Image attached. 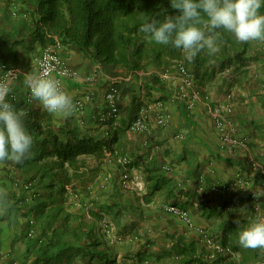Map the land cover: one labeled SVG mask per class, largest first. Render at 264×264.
<instances>
[{
	"label": "crops",
	"instance_id": "0c3cea01",
	"mask_svg": "<svg viewBox=\"0 0 264 264\" xmlns=\"http://www.w3.org/2000/svg\"><path fill=\"white\" fill-rule=\"evenodd\" d=\"M10 2L13 4L12 0H8V6ZM1 14L3 15L4 11L0 10ZM16 26L28 35V31L24 30L19 21L12 27V30L18 32ZM4 29L5 26L0 18V32ZM0 41L2 44L3 39ZM32 46L40 52L39 45L34 43ZM63 49L68 51V53L65 51L68 54L67 58H70L71 64L78 70L81 77L78 80L66 81L64 90L73 97L74 103L79 100L84 103L82 110L79 112L74 110L68 116L52 114L45 111L33 98L27 110L30 112L36 110L41 121L44 124H51L56 132L65 126L68 130L77 126L81 136L93 137L95 140L111 142L114 135L117 136L111 150H105L101 160L94 155L79 156L81 171H84L91 181L88 183L91 192L88 196L80 193L83 191L81 182L75 181L80 189H76L75 193H80L79 195L83 198L82 206L73 205L72 210L83 213L85 209L91 210L95 205L99 207L114 203L118 206L123 205L122 210L105 214L101 222L109 224L106 227L107 233L114 232L123 237L127 245L123 246L125 248L123 254L126 257L124 263L153 264L149 261L139 262L137 254L147 252V255H158L168 251L173 247L174 241L171 239V242H168L167 234L169 237L173 235L176 238L186 237L185 241L194 239L198 246L203 248L202 237L166 210V207L170 205L179 207L185 205L183 209L190 213L193 222L199 228L212 233L217 231L220 234L224 224L230 222L234 226L236 234L232 236V245L240 249L232 256L225 257L221 264H264V248H244L238 241L240 228L247 226L253 220L264 219V210L261 207L264 196L257 198L254 194L255 192L264 193V182H254L257 175L264 177V48L260 49L263 53L262 60L250 65L246 76L231 82V86H229L230 83H225L229 74L222 76L224 75L222 73L219 75L220 78L217 75L213 82L205 86H199L194 81L197 97L193 98L192 109L188 108L189 101L177 98L182 85L180 78L173 89L168 88L171 83H167L165 90L161 91L158 88L152 90L146 87L143 77L135 79L131 73L121 68H117L115 76L109 75L105 66L99 61L70 48ZM2 52L6 53L3 45H0V54ZM10 54L8 58L13 56L16 61V66L12 67L19 68L25 75L33 74L32 61L27 60L29 56L22 53L17 57L16 50L11 51ZM1 61L0 66L10 65L6 62L5 56ZM148 71L152 72V70ZM144 74V71L138 73L139 76ZM94 76L96 79L92 80ZM107 76L122 78L119 83L120 121L114 128L100 122V117L106 110ZM25 78L22 75L12 82L9 95L18 90L16 87L19 84L24 85ZM24 87L26 88V85ZM26 89L29 92L28 88ZM90 93L91 99L88 100L87 96ZM228 95L232 96L234 104L232 115L234 132L230 136V141L223 142L213 126L205 96H211L213 102H223ZM29 96H31L30 92ZM159 101L164 103L167 115L170 117V125L167 127L156 124L158 113L155 112L154 107ZM134 108H137L136 113L132 112ZM142 108L150 109L149 119L152 130L149 134L133 132L129 129L131 122ZM107 131L110 137L105 136ZM124 155L131 156L132 165L144 183L145 191L142 196L133 191L126 192L119 185L122 170L117 160ZM3 166L4 164L0 163L1 174L4 171ZM155 166L161 169L162 174L151 172ZM94 168H99L95 174ZM72 172V170L69 171L70 174ZM161 175L167 179L168 183L154 192L150 196L151 201L147 202L146 195L156 182V177ZM4 182L5 186L0 185V195L12 192L13 189L12 183L7 178ZM116 182L120 187L119 193H117ZM235 182H241V185L231 194L215 195L211 192L213 186ZM200 186L204 188L203 193L198 192ZM1 206L4 207L2 204ZM216 208L218 210L224 208L223 215L208 217L207 212ZM2 210L0 218L10 214L7 210ZM10 216L14 220V214ZM237 218L241 221L240 227L234 222ZM10 219L0 221V242L6 243V239L12 234L4 232L6 223L13 224V220ZM151 226L154 228L153 232H157L154 237L158 236L160 240L156 241L155 238L152 240L154 245H145V241L140 240L138 234L146 228L152 231ZM118 243L120 242H116ZM122 252L119 253V257L122 256ZM258 253H260L259 257ZM154 264L160 263L154 262Z\"/></svg>",
	"mask_w": 264,
	"mask_h": 264
},
{
	"label": "trees",
	"instance_id": "16d2710c",
	"mask_svg": "<svg viewBox=\"0 0 264 264\" xmlns=\"http://www.w3.org/2000/svg\"><path fill=\"white\" fill-rule=\"evenodd\" d=\"M20 1L22 11L29 14L32 24L27 25L23 18L19 20V24L28 31L32 45L36 43L43 48L59 42L63 48H70L99 61L109 75L115 76L117 68H121L131 73L135 79L143 77L146 87L152 90L155 88L165 90L166 84L156 73H148L151 67L166 68L172 62H181L199 86L213 82L218 73L233 67L225 81L231 86V82L246 76L250 65L263 58V53L256 51L251 41L239 42L231 33L223 30H220L217 41L218 51L209 54L205 49L192 61L186 59L183 50L145 39L139 28L147 18L163 21L167 15L177 13L178 10L171 7L170 0ZM3 31L0 32V39H3L0 45L7 46L16 31L12 30L13 34ZM18 33L25 32L19 30ZM15 45L11 46L9 52L14 51ZM62 55L64 56L63 53ZM140 71H144L145 74L139 76L137 72ZM24 85L19 84L16 87L18 90L8 95V99L17 109L25 112L26 126L34 137V144L31 156L23 163L12 160L3 163L4 171L0 174V182L5 184V178L14 182L17 170L25 185L19 194L12 191L9 195H0L1 204L10 213L1 217L0 221L10 219L12 214L16 220L20 212L24 217L21 233L17 238L25 246L21 254L24 258L22 264H74L77 259L89 264H115L100 223L105 214L122 210L123 205L118 206L115 203L102 205L101 212L91 209L88 213L91 220L86 221L85 212L77 213L67 208L70 195L67 186L74 187L75 181L78 180L83 187L81 193L85 196L90 195L88 183L91 181L84 171H81L79 156L94 155L101 160L105 150L110 151L116 142V134L111 142H106L81 136L77 126L71 130L65 126L56 132L51 124H44L41 121L36 110L31 112L27 110L30 105L29 92ZM136 109L134 108L132 112L136 113ZM70 170L73 171L72 174H69ZM97 170L99 168L93 169L94 174ZM151 172L162 174L161 169L156 166ZM156 178V182L145 197L147 202L151 201L150 196L154 192L168 183L163 175ZM254 182L262 183L264 177L257 175ZM117 184L116 182L119 193L120 187ZM261 207L264 210V199ZM181 208H185V205ZM223 209L209 211L207 216L210 218L222 216ZM75 221L77 225H73ZM222 228L219 239L224 247L230 248L231 253L228 255L216 254L211 259L207 258L209 252L204 247H199L196 240L185 241L186 237L176 238L173 235L170 236L174 241L170 250L158 255L139 252L138 261L154 260L160 263L171 257L175 261L173 264H221L225 257L232 256L240 249L232 245V236L236 234L234 226L228 222ZM14 252L13 246L7 254H0V264H14L16 262ZM257 256L259 257L260 253Z\"/></svg>",
	"mask_w": 264,
	"mask_h": 264
},
{
	"label": "clouds",
	"instance_id": "9594fccd",
	"mask_svg": "<svg viewBox=\"0 0 264 264\" xmlns=\"http://www.w3.org/2000/svg\"><path fill=\"white\" fill-rule=\"evenodd\" d=\"M178 10L163 21L147 18L139 31L145 39L183 50L186 59L207 49L218 51L220 30L231 33L239 42L264 41V0H170ZM31 97L48 113L71 115L73 97L61 82L42 71L29 74L24 80ZM9 82L0 80V163L9 160L23 163L31 156L34 137L25 122V112L8 99ZM257 198L264 193H254ZM241 225L237 218L234 221ZM238 241L244 248H264V219L251 221L240 228Z\"/></svg>",
	"mask_w": 264,
	"mask_h": 264
},
{
	"label": "built area",
	"instance_id": "2783aa9c",
	"mask_svg": "<svg viewBox=\"0 0 264 264\" xmlns=\"http://www.w3.org/2000/svg\"><path fill=\"white\" fill-rule=\"evenodd\" d=\"M13 1V6H14ZM62 45L58 42L56 45H48L46 47L40 48V52L37 56L32 59L33 74H39L42 71H47V74L53 76L59 80L64 88L65 82L68 80H78L80 79V74L77 69L71 64L70 58L64 57L61 53ZM173 69L178 73L181 80L180 94L178 99L187 100L188 108L192 109L194 107V99L197 94L194 90V78L186 69V67L181 62H176L175 65L170 69L164 68L163 71L154 72L161 79H169L172 77ZM141 72V71H140ZM137 72V73H140ZM152 72V73H153ZM27 76L19 68H11L7 64H2L0 66V80H6L9 82V87H11L12 82L19 79L20 76ZM96 77L92 80H95ZM120 77L107 76L106 80L108 82V90L105 96L106 110L100 117V122L109 124L110 128L118 126L120 121V109L119 101L121 97L119 83L121 82ZM91 93L87 96L88 100L91 99ZM93 96V95H92ZM32 101V97L29 96V102ZM206 107L208 113L213 121V126L219 133L221 140L227 142L231 140V134L234 132V126L232 121V115L234 112V104L232 102V96L228 95L223 102L215 103L209 96H205ZM75 110L77 112L81 111L84 103L82 101H77L75 103ZM154 110L158 113L156 124L160 127H167L170 125V117L167 115L166 107L162 102H156ZM149 108H142L136 118L131 122L129 129L133 132H140L149 134L152 130V126L149 119ZM106 137H110V133L107 131L105 133ZM120 168L122 170L119 177L120 187L126 191H133L137 195L142 196L145 191V186L143 181L140 179L137 170L132 165L133 161L131 156L124 155L120 156L117 160ZM168 171V167L166 168ZM241 182H235L233 184H223L213 186L211 192L215 195H227L231 194L235 189H238ZM69 189V186H67ZM204 188L200 186L198 189L199 193H203ZM72 193V192H71ZM72 198L75 206H82V198L77 193H72ZM168 213L172 214L180 221H182L191 231L198 233L204 242V247L211 248L214 254H224L228 255L231 253L229 247H224L220 241H217L208 230L204 228H199L192 220L190 213L183 208L170 205L166 207ZM109 236H112L114 242H122L123 237L114 232H108ZM130 241V239H129Z\"/></svg>",
	"mask_w": 264,
	"mask_h": 264
},
{
	"label": "rangeland",
	"instance_id": "374dc122",
	"mask_svg": "<svg viewBox=\"0 0 264 264\" xmlns=\"http://www.w3.org/2000/svg\"><path fill=\"white\" fill-rule=\"evenodd\" d=\"M7 1L8 0H0V10L1 11H4V14L2 15H0V18H2V22H3V24H4V26H5V32H7V33H10V34H13L12 33V27H14L15 26V24L19 21V20H25L26 21V23H27V25H30V24H32V22H31V17L29 16V14H26L24 11H22V8H21V1L20 0H18L17 2H15L14 4V6H13V4H11L12 6L10 7V6H8V4H7ZM8 7H9V9H8ZM12 9V10H11ZM26 14V15H25ZM21 16H23V17H21ZM23 18V19H22ZM11 30V31H10ZM19 30H21L22 31V29H18V31ZM17 32V31H16ZM15 32V34H14V36H13V38H11V40L9 41V43H8V45L7 46H3V48L5 49V52L6 53H4V52H2V54H0V62H2L1 60H2V55H4L5 56V58H6V62L8 63V64H10L9 66L11 67V68H13L12 66H16V61H15V59L13 58V56H12V58H8L11 54H10V48H11V46L14 44H16L15 45V49L14 50H16V52H17V57H18V55H21L22 53H25L27 56H29L28 58H27V60L29 61V60H31L32 61V59L35 57V56H37L38 54H39V51H37V48H34L33 46H32V44H31V42H30V38H29V35H27V34H23V33H16ZM23 38H25L24 40H23ZM252 42V47L257 51V50H259L260 51V49L261 48H264V41H257V40H253V41H251ZM13 47V46H12ZM8 48V49H7ZM66 51V50H65ZM64 51V49L62 48L61 49V53H63L64 54V56H66V57H68V51H66L65 52ZM254 51V50H253ZM253 51H250V53L251 54H254V52ZM261 53H262V51H260ZM71 61V60H70ZM5 62V63H6ZM177 61H175V62H172V64L170 65V66H167L166 68H168V67H170V69L175 65V63H176ZM29 64V63H28ZM257 64V63H256ZM163 69L164 68H156V67H151L149 70H152V72L154 71V72H161V71H163ZM233 69V67H229V68H227L222 74H224V75H222V76H225V74H230L231 73V70ZM151 71L149 72V73H152ZM153 72V73H154ZM218 76L219 75H221V73H218L217 74ZM227 76V75H226ZM178 78H179V75H178V73L173 69V73H172V77L171 78H169V79H163V80H165V82H166V86H168L167 85V83H171L170 84V87L168 86V88H171V89H173L174 88V84H176V86H177V84L178 83H176L177 82V80H178ZM216 78H217V76H216ZM218 78H220V76L218 77ZM171 81V82H170ZM210 97V99L212 100V98H211V96H209ZM215 103H218V102H215ZM13 168V166H11V169ZM1 174V173H0ZM70 174V173H69ZM14 177H15V180H14V182L12 181L11 183H12V191H15L16 192V194H19L20 193V191H21V189H22V187L25 185L24 184V182H23V180H22V177H21V175L19 174V172L17 173V170H15V175H14ZM17 182L18 183H20V184H17ZM0 185L1 186H5V184L1 181L0 182ZM76 189H78V190H80L79 188H78V183H76V185H74V187H72V186H69V189H67L68 190V192L70 193V195L68 196V202H67V208L68 209H70V211H73L72 209H73V205H74V201H73V198H72V193H75V190ZM2 192V191H1ZM72 192V193H71ZM79 192V191H78ZM81 193V192H80ZM79 193V194H80ZM6 194H10V193H6ZM93 208V210H95V212H101L100 211V207L99 206H92ZM2 209H4V210H7L6 208H4V207H2L1 206V202H0V211H2L3 212V210ZM89 208L88 209H85L84 211H85V213L87 214V216H86V221H89V220H91V218L89 217V215H88V212H89ZM75 212V211H74ZM116 212V211H115ZM123 214V213H122ZM0 215H2L1 213H0ZM163 219V218H162ZM25 219H24V217H22V214H21V212L19 213V217H17V219L16 220H13V224H10V225H7V223H6V225L4 226L5 227V230H4V232H5V234H10V233H12L11 234V236L9 237V235H7L9 238L8 239H6V243H3V242H0V254H7L8 252H10L11 251V247H13L14 246V250H15V252H14V258L16 259V262L14 263V264H22V262H23V260H24V258L23 257H21V254L23 253V251H24V248H25V246H24V244L22 243V241H20V240H17V238H18V236L20 235V233H21V227H22V223H23V221H24ZM164 221H165V219H164ZM163 222V221H162ZM166 222L168 223L169 222V219L168 220H166ZM73 225H77V221H75L74 223H73ZM107 225L109 226V224H106V222H101L100 223V226H101V230L102 229H105L104 231H102L103 232V235H105V238L107 239V241H108V244H109V246H110V248H111V255H112V258L115 260V264H132V263H124V259L126 258V257H124V245H126L124 242V240L122 241V242H120V243H118V244H116V242H114V240H113V238H112V236H109L108 235V233L106 232V227H107ZM145 227H146V225H145ZM151 228H152V231L151 230H149L148 231V228H146L145 229V231H142V233L141 234H143V235H141V234H138V237L140 238V240L141 239H143V241H145V245H148V244H151V245H154V241H152L153 239L155 240V238H156V241H159L160 240V238H158V236L157 237H154V236H156V234H157V232H153V227L151 226ZM155 231V230H154ZM98 232H99V230H98ZM160 232V231H159ZM209 232V234H211L217 241H220V239H219V232H217V231H215V232H210V231H208ZM100 234H102V233H100ZM167 234V233H166ZM137 235V234H136ZM168 235V237H167V240H168V242H171L170 240V237H169V234H167ZM137 237V236H136ZM151 237V238H150ZM162 238H163V233H162ZM141 241H139V243H140ZM157 244V243H156ZM127 246V245H126ZM204 249L207 251V252H209V254L210 255H208L207 256V258H213V257H211V255H213V252L211 251V248H207V247H204ZM168 250H170V249H168ZM123 251V252H122ZM122 252V256L121 257H119V253H121ZM160 253V252H159ZM214 257H215V254H214ZM171 257H167L166 258V260H163V261H160V264H173V261H174V259L173 258H171ZM154 260H151V261H149V263H153L154 264ZM64 264H69V263H64ZM74 264H89L88 262H84V261H82V260H80V259H77L76 261H75V263Z\"/></svg>",
	"mask_w": 264,
	"mask_h": 264
}]
</instances>
